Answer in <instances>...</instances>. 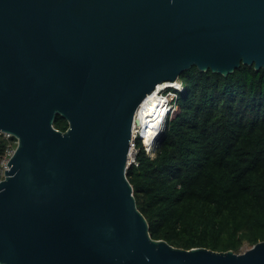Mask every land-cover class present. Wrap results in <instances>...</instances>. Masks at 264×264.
Listing matches in <instances>:
<instances>
[{"label":"water","instance_id":"1","mask_svg":"<svg viewBox=\"0 0 264 264\" xmlns=\"http://www.w3.org/2000/svg\"><path fill=\"white\" fill-rule=\"evenodd\" d=\"M242 63L264 67V0H0V130L18 139L0 178V264H264V240L153 238L126 174L158 83Z\"/></svg>","mask_w":264,"mask_h":264},{"label":"trees","instance_id":"2","mask_svg":"<svg viewBox=\"0 0 264 264\" xmlns=\"http://www.w3.org/2000/svg\"><path fill=\"white\" fill-rule=\"evenodd\" d=\"M179 79L155 154L137 138L138 164L126 170L137 207L153 238L241 251L264 240V67L222 74L192 65ZM53 124L68 127L60 114ZM14 139L0 132V160Z\"/></svg>","mask_w":264,"mask_h":264},{"label":"built area","instance_id":"3","mask_svg":"<svg viewBox=\"0 0 264 264\" xmlns=\"http://www.w3.org/2000/svg\"><path fill=\"white\" fill-rule=\"evenodd\" d=\"M177 79H176V82H177L176 86H168V87H171L170 90L166 91L165 90L167 88L166 87L165 89H163L161 91V94L164 95L166 102H167V111H166L165 117H164L161 125L158 128V131L153 135V138L151 139L150 142L145 141V136L147 133V127H145L146 123L143 124V123L139 122V120L137 122L135 119L136 116H134V121L132 124V135H131L130 147H129V152H128V165L129 166L131 164H138V162L136 160V155L138 152V147L136 145L137 138L141 139L145 152L148 155L153 156V154H154L153 152L155 151L156 143L158 140L157 137L159 136V133L162 131V129L165 125V121L167 119L168 114L176 107L177 92L184 88V83L179 78H177ZM0 132L6 138H9L11 136L15 137L13 142H9L6 145L5 152L1 156V160H0L1 170H0V172H1V178H2L4 176V170L6 169L5 165H6L7 161L9 160L10 156L13 154L14 149L18 143V139L11 132L3 131V130H0Z\"/></svg>","mask_w":264,"mask_h":264},{"label":"bare ground","instance_id":"4","mask_svg":"<svg viewBox=\"0 0 264 264\" xmlns=\"http://www.w3.org/2000/svg\"><path fill=\"white\" fill-rule=\"evenodd\" d=\"M176 84V79L158 83L138 106L135 119L137 122L139 120L143 124L146 123V142H150L153 135L158 131L167 111V102L164 95L161 94V91L168 86H176ZM5 167L7 168L6 165Z\"/></svg>","mask_w":264,"mask_h":264},{"label":"rangeland","instance_id":"5","mask_svg":"<svg viewBox=\"0 0 264 264\" xmlns=\"http://www.w3.org/2000/svg\"><path fill=\"white\" fill-rule=\"evenodd\" d=\"M177 80H178V79H177ZM178 81H179V80H178ZM170 89H171V87H167L165 90L168 91V90H170ZM163 129H164V127H163ZM163 129H162V131H163ZM162 131H161V132H162ZM158 139H159V138H158ZM153 153L155 154V151H154ZM154 154H153V155H154ZM249 246H250V245H249L247 242H244V244H243V246H242L241 249L243 250V249H245V248H247V247H249Z\"/></svg>","mask_w":264,"mask_h":264}]
</instances>
